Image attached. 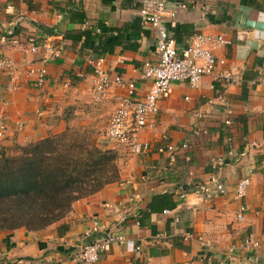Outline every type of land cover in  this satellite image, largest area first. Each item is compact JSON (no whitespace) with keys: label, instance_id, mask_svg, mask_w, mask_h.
<instances>
[{"label":"crops","instance_id":"1","mask_svg":"<svg viewBox=\"0 0 264 264\" xmlns=\"http://www.w3.org/2000/svg\"><path fill=\"white\" fill-rule=\"evenodd\" d=\"M142 2L0 0V57L16 64L15 71L0 79V124L5 125L0 143L6 152L15 153L7 146L63 132L87 109H96L108 123L117 97L126 90L112 87L101 102L93 99L92 62L97 58L104 59L111 75L134 81L136 98L146 95L150 81L142 78L143 64H156L158 55L154 30L143 28L140 21ZM181 3L185 9L178 7ZM203 3L168 0L166 27L179 44L195 32L222 35L228 44H208L217 58L226 60L216 70L237 71L241 81L221 84L204 76L197 86L171 83L158 100L151 126L140 132L151 150L133 155L125 148L129 157L123 160L119 180L75 201L67 216L46 228L0 231V264H81L74 261L79 243L101 239L108 230L141 250L114 243L92 264L262 263L264 80L255 81L264 71V28L249 22L264 23V0H212L206 3L207 13L201 10ZM29 36L39 46L36 53L24 50ZM40 67L47 70V80L36 87L30 70ZM194 129L206 133L194 135ZM167 144L176 148L173 162L167 152L157 151ZM213 177L224 185L225 194L194 193L197 182L210 183ZM244 177L250 179L246 194L235 198ZM126 179L131 182L120 185ZM132 193L141 199L138 222ZM160 194L167 195L166 207L149 210L150 202L158 206L152 198ZM241 206L244 219L238 221ZM95 224L99 231L84 239ZM245 239L260 246L228 251Z\"/></svg>","mask_w":264,"mask_h":264},{"label":"built area","instance_id":"2","mask_svg":"<svg viewBox=\"0 0 264 264\" xmlns=\"http://www.w3.org/2000/svg\"><path fill=\"white\" fill-rule=\"evenodd\" d=\"M203 13L208 12L207 2L212 0H201ZM168 0H143L139 7L138 13L143 28H151L155 33L156 52L158 61L156 64L145 62L142 68V78L150 81V86L146 95L142 98L135 97V83L132 80H124L119 75H111L104 67V59L97 58L92 62L93 80L92 95L96 102L104 100L112 87H123L126 90L124 95L117 97V104L112 111L107 126L104 131L103 139L109 143L121 145L128 149L133 155H142L151 150V143L140 138V132L145 127L151 126V119L158 112V100L169 89L173 82H187L190 86H197L204 76H210L213 81L221 84L239 83L241 81L240 73L232 69H224L217 71L218 65L226 63L225 58H217L212 49L208 47L223 46L229 43L222 35H207L204 33H193L186 43L179 44L169 33L165 16L168 13ZM179 8L185 9V3L178 5ZM174 16V11L170 12ZM241 37V35L239 36ZM39 46L35 37L29 36L26 39L25 52L36 53ZM16 64L7 57H0V79L6 72H13ZM10 74V73H9ZM30 74L34 76V85L42 87L47 80V70L40 67L36 71L30 70ZM258 80H264V71L259 73ZM67 86V83H64ZM225 123L230 124L229 120ZM21 127V124H17ZM5 132V125L0 124V137ZM206 133V130L194 129L193 134L199 135ZM163 138H167L166 135ZM186 147L187 145H183ZM158 152H167L169 160H175L176 148L172 144L158 147ZM217 160V163H220ZM130 179L120 181V185L129 184ZM250 183L248 177L240 179L235 189V198H241L246 194L247 187ZM213 192L225 194L224 185L215 177L210 183L197 182L194 193L200 196H211ZM185 193L181 194L184 197ZM132 207L135 210V219L138 222V210L141 208V199L137 193H132ZM236 219L242 221L244 219V207L241 206L236 214ZM125 220L120 218V222ZM99 227L95 224L91 229L83 235L87 239L91 234L99 231ZM120 243L130 246L133 251L139 252L140 245H130V241L123 236L116 234L110 230L106 231L101 239L93 241H81L78 245L77 255L74 257L76 263L92 264L98 261L101 253H103L111 244ZM260 246L258 241L245 239L238 246L231 245L229 252H235L240 249L252 250ZM264 248V245H263ZM129 264H142L138 261H130ZM218 264H226V261H220Z\"/></svg>","mask_w":264,"mask_h":264},{"label":"trees","instance_id":"3","mask_svg":"<svg viewBox=\"0 0 264 264\" xmlns=\"http://www.w3.org/2000/svg\"><path fill=\"white\" fill-rule=\"evenodd\" d=\"M0 146V230L38 231L67 216L73 203L118 181L113 150L71 135L68 130L18 145ZM149 210L166 207L167 195ZM264 264V258L262 261Z\"/></svg>","mask_w":264,"mask_h":264},{"label":"rangeland","instance_id":"4","mask_svg":"<svg viewBox=\"0 0 264 264\" xmlns=\"http://www.w3.org/2000/svg\"><path fill=\"white\" fill-rule=\"evenodd\" d=\"M97 113L98 112L96 109H87V112L84 111L80 114H76V118L71 119L72 122L65 130H68L71 135H75L80 138H86L90 143L101 146L103 145L106 148L113 150L117 156V161L121 168V166L124 164L123 160L125 161L127 157H129V152L121 145L104 141L103 136L105 127L107 125V120L103 115H101V113H99V115H97ZM0 146L5 148L1 143ZM17 146L18 145L7 147L8 150L16 151Z\"/></svg>","mask_w":264,"mask_h":264},{"label":"water","instance_id":"5","mask_svg":"<svg viewBox=\"0 0 264 264\" xmlns=\"http://www.w3.org/2000/svg\"><path fill=\"white\" fill-rule=\"evenodd\" d=\"M249 24L251 25V26H253V27H257V28H264V23H261V22H252V21H250L249 22Z\"/></svg>","mask_w":264,"mask_h":264}]
</instances>
